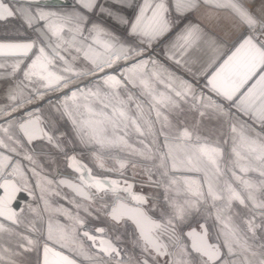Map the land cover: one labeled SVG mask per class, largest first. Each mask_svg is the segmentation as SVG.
I'll return each mask as SVG.
<instances>
[{
    "label": "snow or ice",
    "instance_id": "6c2138e0",
    "mask_svg": "<svg viewBox=\"0 0 264 264\" xmlns=\"http://www.w3.org/2000/svg\"><path fill=\"white\" fill-rule=\"evenodd\" d=\"M0 26V264H264V0H0Z\"/></svg>",
    "mask_w": 264,
    "mask_h": 264
},
{
    "label": "crops",
    "instance_id": "0c3cea01",
    "mask_svg": "<svg viewBox=\"0 0 264 264\" xmlns=\"http://www.w3.org/2000/svg\"><path fill=\"white\" fill-rule=\"evenodd\" d=\"M207 15H208L207 9L201 8L198 12L190 14L188 18L191 19L192 21L204 24L207 27L209 26L207 23ZM182 23L180 26H182ZM0 38H10L9 36L6 35V30L4 26H0Z\"/></svg>",
    "mask_w": 264,
    "mask_h": 264
},
{
    "label": "water",
    "instance_id": "95a60500",
    "mask_svg": "<svg viewBox=\"0 0 264 264\" xmlns=\"http://www.w3.org/2000/svg\"><path fill=\"white\" fill-rule=\"evenodd\" d=\"M66 2L70 3V0H66ZM67 174L71 175V173H67ZM21 195H23V194H21Z\"/></svg>",
    "mask_w": 264,
    "mask_h": 264
}]
</instances>
